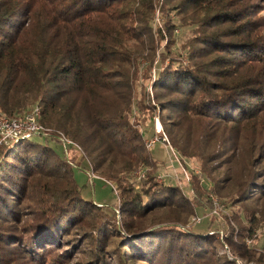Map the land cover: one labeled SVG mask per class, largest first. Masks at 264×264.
I'll list each match as a JSON object with an SVG mask.
<instances>
[{
    "label": "trees",
    "instance_id": "obj_1",
    "mask_svg": "<svg viewBox=\"0 0 264 264\" xmlns=\"http://www.w3.org/2000/svg\"><path fill=\"white\" fill-rule=\"evenodd\" d=\"M260 2L0 0V119H22L35 109L48 131L0 145V264L8 248H29L42 259L45 248L62 249L64 240L72 247L67 231L83 230L98 214L93 228L101 234L91 232L95 241H84L94 242L89 264H264V245L257 247L264 235ZM155 13L173 15L166 31L189 29L186 48L165 47L156 56L161 30L153 28ZM144 79L167 144L179 160L203 163L210 195L238 206L225 214L231 226L224 254L203 236L210 232L205 225L187 223L190 199L170 181L157 183L150 171L158 161L145 141L156 134L132 123L136 113L155 111L146 107ZM50 137L76 145L71 156L52 147ZM143 168L135 188L130 177ZM78 170L110 185L115 202L104 207L82 199ZM176 207L180 215L155 212ZM115 240L119 250L111 245Z\"/></svg>",
    "mask_w": 264,
    "mask_h": 264
},
{
    "label": "rangeland",
    "instance_id": "obj_2",
    "mask_svg": "<svg viewBox=\"0 0 264 264\" xmlns=\"http://www.w3.org/2000/svg\"><path fill=\"white\" fill-rule=\"evenodd\" d=\"M257 15L259 17H262L264 19V2H260L258 4V10ZM173 15L171 17H162L159 14L155 13L153 16L152 24L153 28L161 30V34H156L158 48H156V56L159 54V52L164 49L165 47L169 48H177V50H181L182 48H186L188 45V37L190 35L189 29L186 27H180L179 25H176L173 29H168L166 31V21L172 20ZM176 24H178V18H174L173 20ZM264 31V29H263ZM163 39V40H161ZM181 60L183 63H187V59L182 56ZM141 68H144V70H147V66L144 65V62L141 65ZM159 68V64L157 63L155 65V68L150 69L149 74L151 76H155L157 74ZM142 86H141V92L148 94L149 100L147 101L146 107L155 106V113L153 111L145 112L143 115H139L138 113L136 118L134 116L132 123L134 126L141 128L143 131L146 130L148 133L152 130L155 132V134H160V137H157L156 135L154 137H147L145 142L155 140L157 138V141L155 142L154 146L145 150L147 153L149 152L150 155L157 160L155 169H150L151 173L153 171L154 174H156V182L162 183V182H172L174 185H176L178 191L182 196H185L190 199V208H192L193 213L186 218L187 223H192L196 226H204L206 227L207 231H210L207 235L204 234L203 236L206 237H212L210 241L213 243V245H219L218 251L219 254H224L225 249L222 248V243L227 244V237L228 235V229L231 226L230 222L227 221V217L225 214L229 215V212L231 209H236L238 206H232L230 203V199H225L223 196L216 195V191L218 189L212 188V192L216 195H210L209 191H207L203 186H207L205 177L208 176V172L206 174L203 173V163L199 162L198 160H192L191 162H188L187 160H179V156L177 157V154L175 150L172 148L171 144H167V135L163 133L162 125L160 124L159 114L160 109L157 107V102L154 100V96L152 95L153 92L150 88V80L144 79L142 80ZM141 98V97H140ZM158 109V112L156 113ZM150 110V109H149ZM165 112H162L164 114ZM135 114V115H136ZM40 118L39 110L32 109L30 110L22 119H11V120H23L25 122L32 123L38 127H40L39 133L46 134L48 131H46L42 126L38 124V120ZM148 118H150V121H148ZM10 120L6 118H1V120ZM159 125V128L157 127ZM185 130V135L188 133V131ZM191 133L196 134L198 132V126L194 124L190 128ZM49 143L52 147L56 148L58 152H63L64 156H71L70 152L72 149L71 147L76 145L71 144L69 141H67L64 138H61L59 140V143L56 141V139L50 137L48 138ZM47 141V140H46ZM163 141V142H162ZM173 150H172V149ZM78 151H81L80 149H77ZM50 164H53L52 161H50ZM206 169H210L211 165H208L205 167ZM144 168L139 169L136 171L130 178H131V184L135 186V188H138V185L140 182H142L145 174H144ZM74 178L77 182V184L82 187L81 189V198L84 200L94 201L99 206H111L115 200V194L112 191V188L110 185L100 181L99 179L95 178L94 176L88 175L83 170H78L74 172ZM54 180V179H52ZM129 184V186L131 185ZM181 207L173 208V210L169 209H160L155 212H163V213H172L174 215H180L176 211H181ZM99 216H102V214L98 215H92L89 218L88 224H82L83 230H80V227L77 226L76 228L69 229L67 233L69 234L70 240L73 242L75 241V244L72 245V247H67L66 245H69V242H65L64 240L61 243H66L63 245L62 249H58V247L50 248V249H44L42 259H34L29 252L31 249L28 248V251L24 250L23 248H8L7 253H5V263L4 264H89L92 262V255L90 256V253H92V249H94V242H84L87 239H90L92 234L91 232H94L95 236L97 234H101V231H97V229L93 228V226L98 225V222L100 220H97ZM118 216V215H117ZM87 219V218H86ZM99 219V218H98ZM119 216L117 218V222H114L116 226H119L118 224ZM83 222V221H82ZM0 221V225H1ZM90 225L91 229L90 232L84 233L87 229V226ZM237 227L243 232V223L237 224ZM108 224H105L102 228H106ZM101 229V228H100ZM113 234H115L113 232ZM213 234L215 236L213 237ZM264 234V233H263ZM97 238V237H96ZM92 241H95L94 238ZM99 239V238H98ZM117 239V237L115 238ZM240 240V238H237ZM101 240V239H100ZM99 243V242H97ZM247 245H249V242H246ZM114 249L119 250L120 246L118 243V240H115L111 243ZM264 245V235L261 237L257 247ZM71 246V245H69ZM0 247H5L3 244L0 243ZM16 249V250H15ZM1 251V249H0ZM33 251V250H32ZM115 252V250H114ZM3 253V252H2ZM125 254V253H124ZM124 254L123 260H124ZM121 257V252L119 254ZM226 256V255H225ZM229 256V255H228ZM0 257H3V255H0ZM126 258V257H125ZM40 261V262H39ZM3 264V263H2ZM134 264V263H132ZM247 264V263H243Z\"/></svg>",
    "mask_w": 264,
    "mask_h": 264
},
{
    "label": "built area",
    "instance_id": "obj_3",
    "mask_svg": "<svg viewBox=\"0 0 264 264\" xmlns=\"http://www.w3.org/2000/svg\"><path fill=\"white\" fill-rule=\"evenodd\" d=\"M40 129V127L23 120L17 121L3 119L0 121L1 142L7 143L14 139H25L38 134ZM156 141L157 138H155V140L145 142L146 148L149 149L153 147Z\"/></svg>",
    "mask_w": 264,
    "mask_h": 264
},
{
    "label": "water",
    "instance_id": "obj_4",
    "mask_svg": "<svg viewBox=\"0 0 264 264\" xmlns=\"http://www.w3.org/2000/svg\"><path fill=\"white\" fill-rule=\"evenodd\" d=\"M24 138V137H23ZM18 140H20V139H18ZM17 139H14V140H11V141H9V142H7V143H4V142H1V137H0V145H7V144H9V143H12V142H16V141H18Z\"/></svg>",
    "mask_w": 264,
    "mask_h": 264
}]
</instances>
